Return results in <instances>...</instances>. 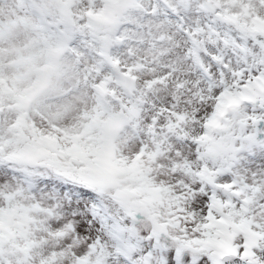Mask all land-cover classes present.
I'll use <instances>...</instances> for the list:
<instances>
[{
	"label": "snow or ice",
	"instance_id": "snow-or-ice-1",
	"mask_svg": "<svg viewBox=\"0 0 264 264\" xmlns=\"http://www.w3.org/2000/svg\"><path fill=\"white\" fill-rule=\"evenodd\" d=\"M0 264H264V0H0Z\"/></svg>",
	"mask_w": 264,
	"mask_h": 264
}]
</instances>
